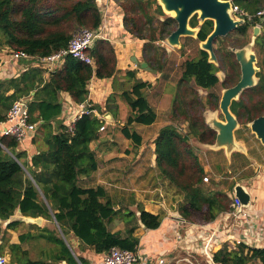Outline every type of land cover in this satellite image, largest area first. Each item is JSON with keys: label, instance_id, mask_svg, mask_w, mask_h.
<instances>
[{"label": "trees", "instance_id": "1", "mask_svg": "<svg viewBox=\"0 0 264 264\" xmlns=\"http://www.w3.org/2000/svg\"><path fill=\"white\" fill-rule=\"evenodd\" d=\"M113 1L118 2L124 14L125 30L137 39L147 41L143 45L146 62L156 64L159 71L162 61L158 51L153 49V43L164 41L171 33L167 30L170 19L157 29L153 26V17L148 14L154 0ZM231 1L249 15L264 8V0ZM156 8L161 11L159 6ZM101 22L96 0H0V49L21 50L35 57L46 56L65 47L75 30H95ZM206 34L202 31L199 39H204ZM88 55L93 66L68 58L47 79L43 78L41 69L33 67L17 77L0 81V123L15 100L28 97V121L35 123L41 133V136L33 137L37 153L31 158L19 150L15 139L0 137V254L7 250L10 264H87L81 257L76 260L66 246L63 237L67 240L70 234L80 242L78 249H92L96 254H105L111 248L136 252L139 240L134 232L138 225L146 230H156L160 226L159 216L143 209L137 217L129 211L121 214L114 209L103 187L85 188L78 183L79 176H89L97 171L95 152L90 144L98 140L102 120L92 114L84 115L75 121L72 132L64 124L58 125L56 132L52 130L51 122L62 112L59 93H67L73 103L81 104L87 100L86 86L91 78L109 79L116 72V57L110 42L97 41ZM127 77L134 79L135 73L128 72ZM191 80L202 88L216 81L211 66L204 59L184 63L178 84L182 99L178 101L180 105L175 106L174 120L189 119L188 130L183 133L175 124L161 128L154 140V154L161 175L184 196V202L177 208L178 217L187 223L208 224L230 211L232 200L226 193L211 191L203 183L206 174L190 139L212 144L215 135L200 116H191L187 112V108L198 106L193 89H188V95L180 93L182 86ZM148 87V83L135 79L130 90L122 93V99L135 113L127 118L128 125L155 122L156 115L143 93ZM31 92H35L33 97ZM122 135L135 144L141 141L139 135L127 127L122 129ZM17 210L21 217H40L52 223L53 228L34 225L36 234H22L17 244H9L7 231L17 229L22 222L3 223ZM117 217L127 224L125 236L109 229ZM133 220H137L136 224L128 225ZM36 239L52 245L45 260L29 259L28 251L22 247ZM244 251L243 246L232 251L223 247L213 254V262L246 264L256 259L264 264V249Z\"/></svg>", "mask_w": 264, "mask_h": 264}, {"label": "crops", "instance_id": "2", "mask_svg": "<svg viewBox=\"0 0 264 264\" xmlns=\"http://www.w3.org/2000/svg\"><path fill=\"white\" fill-rule=\"evenodd\" d=\"M106 1L96 0L98 8L105 5ZM103 13L102 39L110 42L113 46L116 72L109 79L93 77L87 83L86 102L91 104L95 110L92 115L103 121L101 125L105 127V130L99 132L98 140L90 144V148L95 152L97 171L89 176H79L78 183L85 188L103 187L114 209L119 210L121 214L129 211L135 213L137 217L139 211L143 209L145 212L160 217L158 229L146 230L139 225L134 232V236L139 240L136 251L140 254L142 264L152 263L156 257L165 258L166 264H211L203 254V247L212 234L214 236L211 242L212 254L223 247L232 251L236 250L238 246H243L245 247L244 253H247V249H264L263 147L249 130V135L253 137L252 140L246 141L240 137L235 140L244 152L232 153L229 158L223 151L215 152L202 149L197 142L199 163L206 177L211 178V183L208 185L209 190L226 193L233 203L232 189L234 185L244 186L250 195V204L244 209L247 217L224 218L225 212L208 224L187 223L179 218L175 203L177 204L181 198L183 199V195L161 175L156 166L154 154V140L159 130L164 126L174 124V115L172 116V112L167 106V102L171 103L172 96L165 93L164 87L160 88L164 94L155 91L154 95L150 94L149 96L148 92H145L147 102L156 115L155 122L151 125L127 124V118L135 113L130 111L122 99V93L130 90L135 79L150 82L151 87H154L155 81L160 75L140 68V63L145 62L143 60V41L130 35L124 29L123 15L118 5L110 0L106 11L103 7ZM7 49H0V57ZM5 59L7 58L4 57ZM33 67L27 61L9 63L0 81L17 77ZM131 71L135 73L134 79L127 77L128 72ZM43 78H48L45 71H43ZM34 94L35 92H31L30 96L33 97ZM22 98L30 100L28 97ZM58 101L62 106V112L51 122L54 132L57 131L58 125H69L77 105L72 102L67 93H59ZM125 127L139 135L141 138L139 144L133 143L122 135V129ZM153 127L155 129L152 130ZM40 134L35 129L28 140L18 145L19 150L24 151L27 158H31L37 153V147L32 140L34 135L41 136ZM219 152L223 153L222 161L210 158V153ZM20 217L16 211L14 216L3 225L9 221L18 220ZM49 223L42 219L40 226H35L47 227ZM111 224L113 225V228L110 229L111 232L123 236L121 229L126 224L123 219L117 217ZM35 226L28 222H22L17 229L8 230V243L17 244L18 238L22 234H34ZM177 234L180 236L179 239L176 238ZM67 240L74 250H72V255L76 260L77 257H81L87 264H100L104 254H96L92 249L87 248L78 249L80 245L77 244L78 240L73 238L72 234L67 236ZM72 241L73 245H71ZM26 245L22 246L23 249H26ZM5 254L9 257L7 250ZM246 264L261 263L254 259Z\"/></svg>", "mask_w": 264, "mask_h": 264}, {"label": "flooded vegetation", "instance_id": "3", "mask_svg": "<svg viewBox=\"0 0 264 264\" xmlns=\"http://www.w3.org/2000/svg\"><path fill=\"white\" fill-rule=\"evenodd\" d=\"M221 1H229L231 4V8L234 5L231 0H221ZM156 10V21L153 23V26L157 29H161V25L165 23L168 19H170L171 22H169L171 25L167 27L168 31L173 32L176 29V23L174 20H172L169 17H165L164 19H160V15H163L162 11L158 12L157 8ZM232 20L238 21L235 18V15L233 12L230 14ZM264 18H252L251 20H245L236 26L235 29L229 31L226 36L223 37H217L215 38L212 43V52L215 57V62H210L209 57L210 54L208 51H204L201 49L200 44L202 42H205L207 37L210 35V33L213 31V22L210 20H204L203 22H200V19L198 18V14H193L189 20H188V27L190 29H196V37L193 36H186L181 37L179 39L180 41V47L178 49H182L186 52V55H192L191 48L187 47L184 48L183 46V39H190L191 45L196 44L197 47V54L194 57L185 59L180 64V78L182 76L183 72V65L187 61H197L198 59H204L207 64L211 66L213 77L215 78V83L207 88L197 87L193 80H191L187 86L190 85V88L195 91V100L198 102V106L194 108H187V112L192 116H200L203 124L211 130L205 123V116L204 114L206 112L216 113L217 119L220 121L222 120L221 111L219 108V102L222 96V91L228 88H231L235 86L241 79V65L236 59L235 53L233 52V49L235 50H242L244 48H247L246 55L253 54L255 56V62L254 67L257 68L258 71L254 73V78L256 79L255 85L247 90H244L236 100H232L229 106L230 112L235 116L238 124H240V121L244 119V121H251L252 119H255L257 117H260L264 115V26L263 21ZM168 22V21H167ZM259 24V25H258ZM255 28L258 29V31L255 30ZM202 31H206L207 34L204 37V39H199L200 33ZM147 41H143L146 43ZM156 43V42H154ZM153 49H156L158 51V54L161 57L162 65L161 69L157 71L158 66L156 64H153L151 61L146 62V56L144 55V49H143V60L147 63L150 70L153 71V74H159L162 75L163 73V64L165 62L164 57V43H161L160 41H157L156 44H154ZM177 48V47H174ZM171 48V49H174ZM170 51V50H169ZM160 77V76H159ZM180 78L178 80V83L175 88V95L172 96L173 105L170 107V111L172 112V116L174 115L175 105H180L178 101H180L182 98L180 97L179 91H178V84L180 81ZM159 79V78H158ZM141 82H146L142 80H138ZM149 84L150 87L143 90V93H145L147 90L151 89V83L146 82ZM186 85H183L180 93L189 94L188 87ZM156 86V83L155 85ZM189 88V89H190ZM174 91V90H173ZM187 94V95H188ZM174 119V118H173ZM184 126L186 127L185 130H183V133L187 132L188 126H189V119L186 118L184 121ZM239 127V126H238ZM240 128L236 129L234 131V138L236 140L237 134L239 133L238 130ZM212 131V130H211ZM213 132V131H212ZM249 132V131H248ZM214 133V132H213ZM215 135V133H214ZM241 139H244L247 141L246 138H244L243 134L239 136ZM197 141V139L193 138ZM215 140V138H214ZM214 140L212 144L214 143ZM198 142V141H197ZM199 143V142H198ZM201 144H208L209 143H201ZM223 154V153H222ZM198 155V151H197Z\"/></svg>", "mask_w": 264, "mask_h": 264}, {"label": "water", "instance_id": "4", "mask_svg": "<svg viewBox=\"0 0 264 264\" xmlns=\"http://www.w3.org/2000/svg\"><path fill=\"white\" fill-rule=\"evenodd\" d=\"M156 3L160 7L162 13L168 14V17L176 23V29L165 38V43L170 48H179V39L181 37H196L197 30L188 27V20L193 14H198L200 22H203L204 20H210L213 22V31L207 37L206 41L200 44L202 50L209 52L210 62L216 61L212 52V41L217 37L226 36L229 31L235 29L236 26L244 21V19L238 21L232 20L230 14L233 12V9L231 8L229 1L156 0ZM255 30L258 31L257 28H255ZM246 49L247 48L242 50L233 49L236 59L241 65L242 75L240 81L235 86L222 91V96L219 102L222 120L219 121L217 119L215 112H206L204 114L206 125L215 133V140L211 145L199 143V147L215 152L223 151L227 158H229L232 153L244 152L234 138V131L238 129L239 124L235 116L230 112L229 106L231 101L236 100L244 90L255 85L256 79L254 78V73L258 71L257 68L254 67L255 56L253 54L246 55ZM140 68L150 70L146 62L140 63ZM246 127L264 149V115L249 121L246 124ZM232 191L233 197L240 203V210L247 208L250 204V195L246 188L240 184H235ZM233 207L234 205H231V208ZM17 212L20 213L19 210H17ZM18 220L37 226H40L42 222L40 217H20ZM54 223H56L55 220ZM63 239L66 246L72 252L69 242L64 237ZM77 244L80 245V242L78 241Z\"/></svg>", "mask_w": 264, "mask_h": 264}, {"label": "built area", "instance_id": "5", "mask_svg": "<svg viewBox=\"0 0 264 264\" xmlns=\"http://www.w3.org/2000/svg\"><path fill=\"white\" fill-rule=\"evenodd\" d=\"M110 0H107L105 5L99 9L101 20L103 21L104 10H107V5ZM113 1V0H112ZM114 2V1H113ZM115 3V2H114ZM98 7V4H97ZM233 14L237 20L245 19L251 20L252 18H264V8L256 12L254 15H249L244 11L240 10L237 6L233 5ZM263 21V20H262ZM259 25V24H258ZM103 26L102 22L100 26L95 30L89 29H77L72 34L71 39L68 41L67 45L60 50L53 52L49 55L42 57L30 56L27 53L21 50H5L4 55L0 57V80L3 78V74L6 71L7 65L9 63H14L17 61H27L30 62L35 68H39L42 71H45L48 75L55 72L57 69L61 68L65 60L68 58L78 60L87 65L93 66V60L88 55L97 41L103 40ZM4 57L7 59L4 60ZM28 99L19 98L15 100L10 108L8 109L5 120L0 123V137H11L16 140L20 145L28 140L31 135L35 132L36 124L30 123L29 113H28ZM95 112L91 104L88 102H83L77 104L73 118H71L68 125V131L72 132L74 123L77 119L81 118L84 115H91ZM105 130L104 126L99 128V132ZM204 183L208 182V177H204ZM234 207L225 213L224 218L232 217H247V214L244 212V209L240 210V203L237 199L233 198ZM213 234L207 239L203 247V254L211 264H216L213 262V254L211 249V242L213 239ZM176 238H180L179 234L176 235ZM9 259L5 256L0 255V264H8ZM100 264H142L140 254L136 252H131L128 250H122L119 248H111L107 253L102 257ZM149 264H166L165 258H155L152 263Z\"/></svg>", "mask_w": 264, "mask_h": 264}, {"label": "rangeland", "instance_id": "6", "mask_svg": "<svg viewBox=\"0 0 264 264\" xmlns=\"http://www.w3.org/2000/svg\"><path fill=\"white\" fill-rule=\"evenodd\" d=\"M154 1H155V4L148 10V14L151 15V17H153V21H156L157 15L155 13L156 12L155 9H156V6H158V5L156 3V0H154ZM116 3H117V5H119L118 2H116ZM122 15L124 16L123 13H122ZM160 16H161L160 19L162 20L165 17H168L169 15L166 14V13H163V15H160ZM123 26H124V24H123ZM188 40H190V39H188ZM188 40L183 39L182 43H183L184 48H187V47L191 48L192 55H189V56H187L186 52L184 50H182V49H178V48L171 49L170 47H168L166 45L165 40L164 41H160L161 43H164V45H163L164 47L163 48L165 49L164 52H163L164 53V57H165V62L163 64V70H162L163 73H162V75H160L159 79H157L155 81L156 86L152 87L149 91H146V92H148L149 96H150V94L154 95L153 92H155V91L157 93H163V90L160 89L162 87H164L166 89L165 93H167V94H169L171 96H174L176 94L175 93V88H176V85H177L178 80L180 78V72H181L180 67H179L180 64L185 59L194 57L197 54L196 44L191 45L190 44L191 42L188 41ZM156 43H154V44H156ZM168 50H170V51H168ZM188 86L187 87L189 89L190 85H188ZM152 89H154V91H152ZM167 104H168L167 106H169V108H170L173 105V100L171 101V103L167 102ZM175 106H177V104ZM195 115H196V113H195ZM184 121H185V119L183 117L175 118V120H174V124L179 128V130L181 132H183V130H185V128H186L184 126ZM248 122L244 121V119L240 121V124H239V127H238L240 129L238 130L239 133L237 134V137H239L242 134H243L244 138L247 136V138H246L247 141L252 140V138H253L252 135H249L248 128L246 127V124ZM153 129H155V127H153L152 130ZM190 144H191V147L193 148L194 151H198V149H197L198 148L197 147V141L196 140L191 138L190 139ZM196 154H197V152H196ZM210 158L214 159L215 161H222L223 160L222 152L210 153ZM207 177H208V183H204L203 182L205 184V186H208L211 183V178L209 176H207ZM177 191L179 193H181L178 189H177ZM177 200H178V198H177ZM175 202H176V199H175ZM183 202H184V196H183V199L181 198L180 201L177 204L175 203V205H177L176 210H177L178 206L181 205ZM135 224H136V221H130L128 223V225H135ZM126 226H127V224H124L122 229H121V232L123 233V236H125V234H126V232H125L126 228H127ZM47 227H48V229H52L53 228V224L49 223ZM138 227H139V225H138ZM112 228H113V225L111 224L109 229H112ZM34 234H36V232H34ZM71 243H72L71 245H73V241ZM50 249H52V245H49L46 241L41 240V239L31 240L26 245V250L29 253L28 257L31 260H45L46 257L49 254V250ZM5 251L2 254H0V255L9 258L8 256H6ZM8 264H10L9 261H8Z\"/></svg>", "mask_w": 264, "mask_h": 264}]
</instances>
